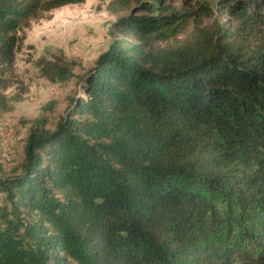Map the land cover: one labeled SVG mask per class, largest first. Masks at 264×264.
Returning <instances> with one entry per match:
<instances>
[{
  "label": "trees",
  "instance_id": "trees-1",
  "mask_svg": "<svg viewBox=\"0 0 264 264\" xmlns=\"http://www.w3.org/2000/svg\"><path fill=\"white\" fill-rule=\"evenodd\" d=\"M84 1L0 0V111L21 101L2 95L21 85L18 30ZM130 3L141 14L115 20L110 33L133 44L97 57L83 96L53 131L32 129L21 173L0 179L13 206L35 213L29 226L0 229V264H213L218 199L264 214L261 0H219L230 22L194 27L175 46L161 44L183 31L182 15L162 0L104 9ZM196 10L210 17L206 4ZM37 65L60 84L74 67L60 55ZM257 242L251 264H264V232Z\"/></svg>",
  "mask_w": 264,
  "mask_h": 264
},
{
  "label": "rangeland",
  "instance_id": "rangeland-1",
  "mask_svg": "<svg viewBox=\"0 0 264 264\" xmlns=\"http://www.w3.org/2000/svg\"><path fill=\"white\" fill-rule=\"evenodd\" d=\"M108 1L85 0L82 4L63 6L18 30L14 73L21 85L7 89L2 95L7 98L16 94L21 101L11 104L9 111H0V179L21 173L22 150L28 133L34 128L53 131L74 98L83 96L80 80L92 69L97 57L110 45L127 49L133 44L129 39L112 35L110 26L121 17L139 16L137 6L130 3L124 10L109 13L104 9ZM218 1L162 0L173 12L182 15L186 23L175 40L161 46H175L192 28L209 25L213 20L230 22ZM261 2L260 13L264 16V0ZM198 3L209 7L210 17L198 14ZM59 55L74 63L71 78L65 84L48 82L37 65L39 61H50ZM20 88L26 89V93L20 95ZM215 206L222 224L209 241L212 263L251 264L260 247L257 240L262 239L264 232V214L231 207L223 199H218ZM34 219V212L13 206L0 192V229L11 220L29 226Z\"/></svg>",
  "mask_w": 264,
  "mask_h": 264
}]
</instances>
